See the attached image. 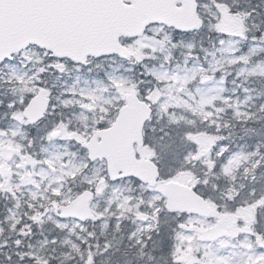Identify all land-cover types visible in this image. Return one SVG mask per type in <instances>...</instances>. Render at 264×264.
<instances>
[{
    "label": "snow or ice",
    "instance_id": "snow-or-ice-1",
    "mask_svg": "<svg viewBox=\"0 0 264 264\" xmlns=\"http://www.w3.org/2000/svg\"><path fill=\"white\" fill-rule=\"evenodd\" d=\"M0 264H264V0H0Z\"/></svg>",
    "mask_w": 264,
    "mask_h": 264
}]
</instances>
